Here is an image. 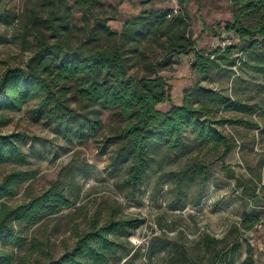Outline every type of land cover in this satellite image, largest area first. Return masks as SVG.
<instances>
[{
    "label": "trees",
    "instance_id": "obj_1",
    "mask_svg": "<svg viewBox=\"0 0 264 264\" xmlns=\"http://www.w3.org/2000/svg\"><path fill=\"white\" fill-rule=\"evenodd\" d=\"M29 1L33 7L31 18H27L20 38L26 42L34 33L35 48L25 63L7 67L0 75V164L21 166L28 162L24 147L29 136L24 132L1 131L8 123L6 114L19 111L25 103H36L32 109L35 120L54 123L66 139L79 144L97 136L102 128L101 112L109 109L116 113L120 127L106 143L116 145L112 165L129 163L126 183H142L160 147L168 154L194 152L184 168L167 172L166 177L178 191L187 184L195 187L192 202L199 204L212 175V164L215 160L223 163L235 146L232 137L224 132L230 119L219 113L233 108L241 110L248 104L232 99L224 88L213 90L200 82L184 92L181 104H175L169 83L157 74L156 65H164L173 57L193 55L191 70L204 80H211L213 72L234 75V67L248 62L244 52L263 48L264 0H226L231 19L216 22L215 26L222 32L232 31L236 41L209 51L197 49L190 32L189 14L182 6L179 10L151 6L138 16L126 18L119 32L94 18L91 26L81 28L87 34L85 43L71 46L73 28L62 12L68 0H42L45 18L37 16L35 0ZM98 3L99 0H76L75 6L89 13ZM5 20L0 13V23ZM204 27L207 31L213 26ZM91 40L107 45L86 46ZM227 40L228 37L223 38L222 42ZM149 41L164 52L157 64L141 61L147 60L145 44ZM141 67L145 71L139 74ZM164 102H169V107L159 108ZM247 123L258 128L257 123ZM33 175L32 171L14 168L0 181V264H120L123 256L133 250L136 253L139 246L135 247L129 238L144 220L110 216L102 223L92 220L87 230L76 235L70 249L43 262L39 257L46 255V245L29 236L28 230L73 202L72 194L59 181L23 203L10 205L2 200L14 196L17 185ZM229 175L234 177L233 171ZM249 197L256 202L259 196L252 190ZM253 218L257 223L249 224L248 220ZM260 222L258 212L245 214L222 238L202 234L197 251L192 250V245L173 243L157 264H235L244 233ZM154 252L150 246L144 255L147 260L142 259L139 264H151ZM134 254L123 264H133ZM247 260L251 263L250 256Z\"/></svg>",
    "mask_w": 264,
    "mask_h": 264
},
{
    "label": "rangeland",
    "instance_id": "obj_2",
    "mask_svg": "<svg viewBox=\"0 0 264 264\" xmlns=\"http://www.w3.org/2000/svg\"><path fill=\"white\" fill-rule=\"evenodd\" d=\"M41 1L35 0L37 16L45 18L47 14L41 8ZM150 1L149 4L143 3L146 0H99L89 13H84L75 6L76 0H68L62 12L73 28L69 38L71 46L85 43L87 34H83L81 28L88 24L91 26L94 18L103 20L112 31L119 32L126 18L138 16L151 6L173 10L185 7L189 14L191 36L199 50L209 51L222 45V39L227 37L226 44L236 41L232 31L222 32L215 26L216 22L231 19L226 0ZM30 2L0 0V13L3 19L6 18L4 23H0V75L7 67L25 63L35 48L34 33L28 36L26 42L20 38L27 18H31L33 7ZM204 25L213 27L205 31ZM44 31L48 34V29ZM104 44L107 45L104 41L99 44V41L91 40L86 46ZM145 45L147 60L141 58V61L157 64L164 58L158 44L149 41ZM243 56L248 62L242 63L240 68L234 67V75L213 72L211 80H204L192 72L193 55L173 57L164 65H156L157 74L169 83L171 101L175 104H181L184 92L197 82L213 90L224 88L232 99L248 104L241 110L220 111V115L230 119L224 125V132L232 137L235 146L223 163L215 160L212 164V175L197 205L192 202L195 187L187 184L178 191L171 179L166 177L167 172L184 168L190 157L196 154L194 152L168 154L164 147H160L155 151V160L142 183L138 186L126 183L129 163L112 165L116 145L106 143V139L120 127L119 118L113 110H102V128L96 137L82 144L66 139L54 123L35 120L32 109L36 103L33 101L25 103L19 111L6 114L8 123L1 127L3 133L24 132L29 136L24 147L28 162L21 166L0 164V181L14 168L32 171L34 175L17 185L14 196L2 200L10 205L23 203L41 194L54 181L61 182L72 194L73 204L70 207L44 218L28 230L29 236L46 245V255L39 257L43 262L70 249L76 235L87 230L94 219L99 223L110 216L143 219L129 238L135 247L139 246L136 253L133 250L123 256L120 264L130 260L134 253L133 264L147 260L144 255L150 246L156 251L151 264H157L173 243L192 245V250L197 251L202 234L222 238L232 225L245 218V214L258 212L261 222L244 233L235 264H264V45L257 52H244ZM138 71L141 74L145 70L141 67ZM158 106L166 109L169 102ZM241 119L243 121L238 122ZM247 122L257 123L258 128ZM230 170L234 177L229 175ZM252 190L259 196L256 202L249 197ZM248 223L254 224L255 219H249ZM232 238L233 234H230L228 239ZM249 256L251 263L247 260Z\"/></svg>",
    "mask_w": 264,
    "mask_h": 264
},
{
    "label": "built area",
    "instance_id": "obj_3",
    "mask_svg": "<svg viewBox=\"0 0 264 264\" xmlns=\"http://www.w3.org/2000/svg\"><path fill=\"white\" fill-rule=\"evenodd\" d=\"M226 44V42H222V45Z\"/></svg>",
    "mask_w": 264,
    "mask_h": 264
}]
</instances>
